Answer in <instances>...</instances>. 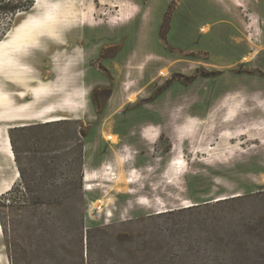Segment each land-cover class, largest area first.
Instances as JSON below:
<instances>
[{"label":"rangeland","instance_id":"rangeland-1","mask_svg":"<svg viewBox=\"0 0 264 264\" xmlns=\"http://www.w3.org/2000/svg\"><path fill=\"white\" fill-rule=\"evenodd\" d=\"M10 100L0 264H264V0H0Z\"/></svg>","mask_w":264,"mask_h":264},{"label":"crops","instance_id":"crops-1","mask_svg":"<svg viewBox=\"0 0 264 264\" xmlns=\"http://www.w3.org/2000/svg\"><path fill=\"white\" fill-rule=\"evenodd\" d=\"M25 31V28L24 30H22L21 32H18V33H23ZM32 31H36V30H32ZM23 95V94H22ZM11 98V97H10ZM9 100V99H8ZM0 103H3V102H0ZM4 104H6L7 106V109L5 111H2L0 112V120H3V121H6V120H9L11 117L13 118V114H12V111H9L8 107L10 106V104L12 105V100L9 101H6L4 102ZM14 119V118H13ZM153 137L152 135L149 136V138ZM13 158V157H12ZM11 158V159H12Z\"/></svg>","mask_w":264,"mask_h":264},{"label":"bare ground","instance_id":"bare-ground-1","mask_svg":"<svg viewBox=\"0 0 264 264\" xmlns=\"http://www.w3.org/2000/svg\"><path fill=\"white\" fill-rule=\"evenodd\" d=\"M39 1L40 0H37V3H39ZM122 17H126V16H124V15H122ZM51 35H57V34H55V32H53V33H51ZM54 119H56V118H49L48 120H54ZM178 128V130L179 131H182V129L180 128V127H177ZM91 178V176H90V174H86V176L84 177V179H85V181H87V180H89ZM117 181H120V182H122V183H126V182H129L130 181V179L129 178H127V177H124V178H118V180ZM0 232H1V225H0Z\"/></svg>","mask_w":264,"mask_h":264},{"label":"trees","instance_id":"trees-1","mask_svg":"<svg viewBox=\"0 0 264 264\" xmlns=\"http://www.w3.org/2000/svg\"><path fill=\"white\" fill-rule=\"evenodd\" d=\"M29 3L30 2L27 1V4H22V5L21 4L20 5L19 4H17V5L14 4V5L11 6L10 11L14 12V13L20 12V11L28 8L29 7Z\"/></svg>","mask_w":264,"mask_h":264}]
</instances>
